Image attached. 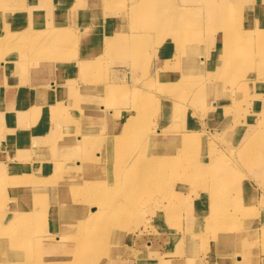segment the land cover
Returning <instances> with one entry per match:
<instances>
[{
    "label": "rangeland",
    "instance_id": "obj_1",
    "mask_svg": "<svg viewBox=\"0 0 264 264\" xmlns=\"http://www.w3.org/2000/svg\"><path fill=\"white\" fill-rule=\"evenodd\" d=\"M169 2L176 4L171 8L186 14L183 42L188 48L183 42L175 46L159 39L158 35L174 34L166 17ZM137 5L142 11L136 10ZM252 6V0L237 2L238 10L247 9L237 11L238 25L236 15L227 12L216 22L214 11H193L183 0H0V164L4 165L0 170L6 177L21 179L36 169L41 175L58 172L57 177L76 195L81 189L76 181L82 173L75 175L80 160L70 159L79 158L82 151L64 148L63 140L92 148L91 156L108 143L106 163H97L92 172L97 176L104 171L111 178H105L104 194L115 200L114 207H103L98 214L112 231L104 228L103 235L97 236L95 206H87V258L92 264H264V64L262 73L254 68L259 59L264 63L257 48V34L264 32V12L259 5L256 10ZM215 22L218 30L211 31ZM223 29L234 38H223ZM194 35L199 38L191 39ZM45 36L52 37L50 45L41 42ZM244 37L249 44L244 45ZM108 45L110 49L104 50ZM221 50H230V57L241 61V74L255 71L261 81L242 85L233 81V70L217 69L214 63ZM49 57H62L63 63L44 61ZM164 57L173 63L178 57L180 61L190 58L199 76L176 83L177 73L170 72L152 85L157 62ZM76 60L90 65L80 69ZM247 60L251 66L245 65ZM206 75L215 78L208 82L203 100L188 87L194 83L195 87L196 78L204 80ZM37 84L45 88L40 94L31 92ZM53 84L59 86L56 101L55 89H46ZM104 84L115 86L113 96L104 95ZM167 104L168 119L164 116ZM8 105H14L13 111ZM133 110L132 121L138 119L139 124L131 123L126 137L120 138L121 122ZM93 112L101 116L87 118ZM6 113L16 118L15 124L5 120ZM53 113L61 121L55 130L62 131L69 119L83 123L96 137L76 138L60 131L57 145L52 143L49 152L54 167L39 168L41 147L30 142L35 135L27 146L17 141L12 145L9 139L20 141V133L29 136L40 115L54 123ZM82 115V120L73 119ZM111 122L112 134H108ZM185 132L197 134L199 141L185 147L180 143ZM147 135L157 138L153 147L162 153V161L150 181L133 184L134 190L127 191L126 180L115 185L112 179L124 168L123 159L149 143ZM242 138L241 147L251 148L248 157L254 150L259 154H253L251 168L235 171V163L245 159L233 157ZM232 159L230 172L224 170ZM234 173L241 184L229 189ZM0 187L1 213L12 201L3 196L9 186L0 183ZM125 191L130 193L127 198ZM66 197L74 198V194ZM108 214L110 218L105 217ZM91 236L98 245L89 242ZM97 250L100 257L93 258Z\"/></svg>",
    "mask_w": 264,
    "mask_h": 264
},
{
    "label": "bare ground",
    "instance_id": "obj_2",
    "mask_svg": "<svg viewBox=\"0 0 264 264\" xmlns=\"http://www.w3.org/2000/svg\"><path fill=\"white\" fill-rule=\"evenodd\" d=\"M183 1L185 3H188L189 6L193 7V11H200V10L214 11L215 14L218 16L216 22L221 20V16H226L227 12L229 15H236L237 11H247V9H240V8L238 10L237 2L239 0H214V1L213 0H183ZM241 1L242 0H240V2ZM173 4L172 2H169L170 9L169 11H167L168 13L166 17L168 19L169 26H171L172 29L171 31L172 33L174 32V34L168 35V38L166 37V35H158V36L159 39L161 37H162L161 40L163 41L165 39L166 40L168 39L170 42H173L175 46H177L179 43L183 42L184 40L183 24L186 23L185 21L187 19H184L183 17V14L185 13L180 11L182 9L175 10L171 8V5ZM252 4L254 6V9L256 5H259L260 6L259 11L264 12V0H252ZM140 8L141 6L137 5L136 10L142 11ZM142 8L144 10L151 11V7L148 9L142 6ZM236 20H237V15L234 19V22L235 24L241 25V21H236ZM216 22L213 25H211L210 27L211 31L218 30L219 25H216ZM155 26L156 24L153 23L151 28L154 29ZM163 26L164 24L161 25L160 29H162ZM100 28L101 27L96 28V30ZM220 31L222 32L223 38H225L226 36H231V34L227 30L223 29ZM158 32H160V30ZM231 37L232 39L234 38L233 36ZM190 38L198 39L199 36L194 35V36H190ZM238 40L241 41V39L239 38ZM257 41H258L257 48L264 55V32H259L257 34ZM41 42L45 45H50L51 44L50 42H53V39L51 36H45ZM242 42L244 43V45H247V43L249 44V39L244 37ZM184 44L188 48L187 43ZM110 47L111 45H108L107 48L105 47L104 50H109ZM159 55L160 54H157V56ZM230 56H231L230 50L229 51L221 50L218 59L214 63V66L217 64L216 68L220 69L222 72L228 69L231 71L233 70V74H234L233 81L236 82L238 80L240 83H242V85L249 84L251 80L261 81L259 77L260 75H255V71L257 73L259 72L262 73L263 71L262 64H264L263 59H259L257 64L254 62L255 71H252L250 73L254 74L256 79H251V75H248L250 73L244 75L239 72V68L242 64L241 61L236 58H232ZM179 57L175 63L170 62L169 58H165V57H164L165 59L164 58L162 59V62L161 61L157 62L159 64H157V67L154 70L151 79V84L153 85L154 83H159V81L165 79V77L170 72L177 73V78L174 81L176 83L180 81L187 82V80L191 79V77L199 76V75L196 76L197 74H199V71H197L199 68L197 65L195 64L193 65L190 58H185L182 61H180ZM61 60L62 57L61 58L49 57L44 59V61H49L52 63H56L55 61H60L59 63H63V61ZM79 63H80L79 68L83 70L87 68L88 65H90L89 64L90 62L87 63L85 61H79ZM250 63L252 62L250 60H247L245 65L251 66ZM83 70L80 71L82 73L81 76L84 75ZM42 71L43 70L38 72L40 73ZM215 75H218V73L217 74L215 73ZM203 77L204 78L207 77V78L204 80H200L196 78L197 83L195 87H193L195 84L194 83L192 86L188 85L189 86L188 88H190L189 92L191 91L192 94H195L196 96L201 97V99L204 100L205 94L208 93L207 90L210 88L208 82L210 83V80L213 81L215 77L213 76L211 78L207 75ZM112 87L115 86H109V84L108 85L104 84V90H103L104 95L113 96L115 91L112 90L113 89ZM49 88L55 89L53 93V100L56 101L55 97L59 92V90H57L59 86L53 84L46 87V89ZM44 89L45 88H43L40 84L39 85L37 84L34 86L31 92L34 93L36 91L37 93L40 94V92ZM166 92L168 93V91ZM13 107L14 105H10L9 111H13ZM125 110L127 111L128 109ZM168 110H169V104L165 105L164 107V111H165L164 116L167 119L169 118ZM24 112L25 114L27 113V111ZM24 112L22 113L23 115ZM133 113L134 110L133 112H131L130 116L127 117L125 120L123 118L120 126L121 134L118 135L119 133L118 132L114 135H118L120 138L126 137L129 127L132 126L131 123L133 124L134 127L139 124L138 119H133L132 121ZM210 113L211 111H208V114ZM5 116H6L5 119L6 121L9 120L12 122V124H15L16 122L15 117L13 116L8 117L7 113ZM52 116H54V118L52 119L54 123L51 122L48 123L47 120L45 119L46 117L40 115L38 124L34 126V130L30 132L29 136L20 133L19 135L20 141H18V139H13V140L9 139L12 145H13L12 141L14 142L17 141L20 144L25 143V145L27 146L30 137L35 135L36 138L32 139L30 142L35 144L34 145L35 147L36 146L41 147L39 151L41 153V155H39V168L46 166L54 167L55 162H53L52 156H49V152L53 150L51 145L52 143L57 145L55 141H58V135L61 130H55V129L57 126L61 125V121L57 122L59 118L57 114L53 113L51 117ZM99 116L101 115L97 114V112L96 113L93 112L91 114H88L87 118L95 119L96 117ZM84 117L82 115L81 119H76V118L73 119L82 120ZM113 122H111V125L108 127V134H112ZM22 128L23 127L21 126V129ZM61 128H62L61 134H65V135L69 134L70 136L74 134L76 138H79V135L84 137L89 136L92 138L96 137L95 133H93L89 127L87 126L83 127V123L77 124L75 121L69 119L64 122V125ZM115 128L119 129V127H115ZM29 130L30 129H26V132L29 133ZM163 132L166 135L168 131L164 130ZM246 133L247 132H245L244 134ZM184 135H186V137L181 139L180 143L184 144V146L187 148L188 145L193 144V141H195L194 143H197L199 141L198 136L195 133L185 132ZM245 137H247V134L245 135ZM155 140H157V138L153 137L152 135H147L145 137V141L146 142L149 141V143L143 147V150L139 149L141 153L140 151H137L132 156L123 159L122 163L124 168L121 170L119 177H117L116 179H112V182L115 185H117L121 180H126L124 184L130 186L127 189V191H133L134 190L133 184H137L138 186L139 184L142 185L146 181L151 180V176L154 173V170L159 165L158 162L162 161V156H161L162 153H157L153 147V144L156 143ZM242 141L243 138L237 144L236 152L233 157L235 158L244 157L245 159L240 163H235V171H240L241 169H248V167L251 168L250 163L253 154H259L258 150H254L253 151L254 153L250 157H248L251 148H245V146L241 147ZM63 143H64L63 145L64 148H69L75 151H78V149H80L82 151L79 158L75 157L74 159H70V160H78V159L80 160V162H77L79 163V166L76 167L75 175L79 174L80 172L82 173L79 181L78 180L76 181L77 185L80 184L81 189L77 192L76 195L73 189L71 190L70 187H67L68 184L61 181L57 177L58 172L56 174L42 173L41 175L38 172L39 170L36 169L33 174H29L26 176V178L21 179V178H17L16 175L6 177L3 171L0 170V183L9 186L5 189L3 196L5 199L12 201L11 203H8L7 204L8 207H6V209L2 210L0 213V264H92L93 262L89 261L91 258L90 259L87 258V206H91V205L95 206L92 208V211H94L92 215L93 216L97 215L98 218L97 226H96L97 236L103 235L104 228L107 232L112 231L109 230L112 227L106 221L102 220L101 216L99 215L103 213V212L99 213L103 207H107V206L114 207L112 203L115 200L111 199L110 197L104 194L105 188L108 187L105 178L106 177L110 178V177L104 171L97 173L98 174L97 176H94V173L92 172L93 167H95L97 163H100L102 161L106 163L107 153L110 152L109 149H106L109 148L108 143H106L102 149L98 150V152H96L94 156H91L92 148H87V147L81 148L82 145L80 144L78 145L74 141L72 144H68L66 140H63ZM154 151L156 152V155ZM26 153H27L26 161H29L30 159L29 153L28 152ZM152 153H154V155ZM45 155L47 156L45 157ZM261 162L264 163V159H262ZM261 162L258 161L256 164L257 167H259L260 169H261ZM31 163L32 161L29 163V165ZM230 163H231L230 166L228 168L226 167L227 169L224 170L230 172V169H232L233 167L232 164L233 159ZM2 166L4 165L0 164V169L2 168ZM259 168H255V169H259ZM249 173L254 174L251 171H249ZM235 175L236 174L234 173L232 179L229 180L228 182L231 183V185L228 186L229 189L232 187L237 188L241 184V180H239V178H237V176ZM228 183L226 182V186L228 185ZM22 185H25L27 187H24V190H21L23 189ZM2 189L3 187H0V191ZM10 189H16L17 191H12ZM127 191L124 192V198H127L130 195V193H127ZM70 194H74V198L66 197L67 195ZM24 200L26 201L27 204L20 203L21 201ZM105 217L110 218L111 215ZM88 240L90 243L91 241H93L95 244L98 245V241L93 236H91ZM97 252L98 250L94 252V255L96 256V254H98V256L97 257L93 256V258L100 257V253Z\"/></svg>",
    "mask_w": 264,
    "mask_h": 264
}]
</instances>
